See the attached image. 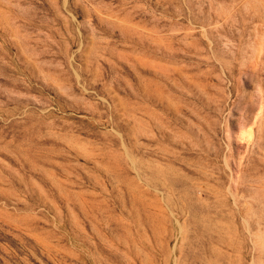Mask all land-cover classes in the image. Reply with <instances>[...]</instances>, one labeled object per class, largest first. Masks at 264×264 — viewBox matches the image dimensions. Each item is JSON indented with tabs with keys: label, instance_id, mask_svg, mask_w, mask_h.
<instances>
[{
	"label": "rangeland",
	"instance_id": "rangeland-1",
	"mask_svg": "<svg viewBox=\"0 0 264 264\" xmlns=\"http://www.w3.org/2000/svg\"><path fill=\"white\" fill-rule=\"evenodd\" d=\"M0 264H264V0H0Z\"/></svg>",
	"mask_w": 264,
	"mask_h": 264
}]
</instances>
